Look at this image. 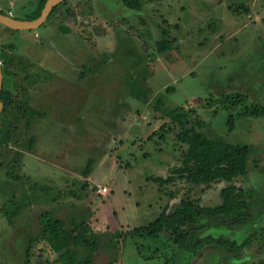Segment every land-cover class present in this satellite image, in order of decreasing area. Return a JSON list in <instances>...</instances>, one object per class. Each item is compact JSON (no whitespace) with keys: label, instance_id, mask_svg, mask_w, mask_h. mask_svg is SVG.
<instances>
[{"label":"rangeland","instance_id":"rangeland-1","mask_svg":"<svg viewBox=\"0 0 264 264\" xmlns=\"http://www.w3.org/2000/svg\"><path fill=\"white\" fill-rule=\"evenodd\" d=\"M39 1L0 0V10L23 18ZM141 1L133 10L123 0H65L38 29L0 24L6 83L41 113L17 112L10 129L0 126V264H24L31 239V264L57 263L37 240L39 216L52 210L67 220L94 217L116 264H224L212 253L218 244L242 257L239 264H264V116L245 112L264 105V0ZM163 29L171 47L161 53ZM181 107L186 125L169 116ZM187 130L249 145L247 173L208 186L180 176L153 181L182 167L189 144L177 136ZM227 185L247 192V218L202 217L195 242H219L196 255L168 233L134 230L186 198L221 205ZM120 231L137 240L118 239L117 254Z\"/></svg>","mask_w":264,"mask_h":264},{"label":"trees","instance_id":"trees-1","mask_svg":"<svg viewBox=\"0 0 264 264\" xmlns=\"http://www.w3.org/2000/svg\"><path fill=\"white\" fill-rule=\"evenodd\" d=\"M47 0H40L37 9L33 13L27 14L25 17H18L21 19H34L40 16ZM126 7L133 10L142 9L141 0H123ZM61 4V3H60ZM58 6L52 11L55 12ZM0 12L6 13L2 10ZM51 13V14H52ZM50 14V15H51ZM49 15V16H50ZM1 24V23H0ZM62 31L69 32L71 29L61 26ZM164 39L157 42L158 51L163 53L170 49L171 41L166 39L168 34L166 29L162 30ZM4 84L1 93V100L3 102V110L0 118L1 124H12L10 116H16L17 112L22 118L40 116L41 113L18 98L19 94L14 93V85H7L6 77L8 73L5 69ZM133 97L140 101H147L146 95L140 93L139 90L133 89ZM235 104V103H234ZM182 108L171 110L169 116L174 122L181 125L188 123L185 114L180 113ZM245 112L251 117L264 116V105L260 103L247 106ZM228 123L230 128H234L235 117L230 115ZM200 127H205L203 121H199ZM165 126L162 127L164 129ZM10 136V135H8ZM1 137V136H0ZM178 139L184 143L189 144V148L185 153L183 165L181 168L172 170L169 178L163 179L160 177H151L157 183H171L174 182L177 176L185 178L187 181L198 185H211L213 183L222 181H232L235 177L245 175L248 171L249 157L252 149L249 145H234L230 142L221 139H207L200 133H193L191 130L182 131L178 134ZM223 203L215 207L201 206L197 200L186 198L182 201L180 207L168 212L165 207L157 218L153 221L143 224L134 229L135 231L146 234L145 236L151 238H158L161 234L168 233L170 240L189 252L190 255H196L199 250L207 245L218 243L213 238H204L197 242V234L200 229H204V223H200V219L204 216H234L237 223H242L247 218L249 211V203L247 201V192L234 185H227L222 190ZM14 215H18L17 212ZM93 223L95 218H91ZM87 219H71L67 220L56 214L55 211L44 212L39 216L40 232L37 240L47 242L51 249L56 254V264H116L115 257L108 255L105 251V238L107 234L99 228L96 224L86 221ZM134 236L132 231H120L113 235V244L119 253L120 238H125L130 235ZM136 237H128L122 243L125 245L127 241H135ZM26 252V259L24 264H31V250L34 244L33 239ZM123 240V239H122ZM195 242V243H194ZM250 242V241H248ZM221 246L218 248V246ZM219 249L212 252L214 257L221 258L224 264H239L238 259H241L237 253L225 244H218L215 246ZM211 250H215L214 248ZM54 262V263H55ZM52 264V263H50ZM263 264V262L261 263Z\"/></svg>","mask_w":264,"mask_h":264},{"label":"water","instance_id":"water-1","mask_svg":"<svg viewBox=\"0 0 264 264\" xmlns=\"http://www.w3.org/2000/svg\"><path fill=\"white\" fill-rule=\"evenodd\" d=\"M65 0H47L40 16L34 19H21L7 13L0 12V23L14 30H34L40 28L55 7ZM4 84V72L0 63V118L3 110L1 93Z\"/></svg>","mask_w":264,"mask_h":264},{"label":"built area","instance_id":"built-area-1","mask_svg":"<svg viewBox=\"0 0 264 264\" xmlns=\"http://www.w3.org/2000/svg\"><path fill=\"white\" fill-rule=\"evenodd\" d=\"M0 63H1V62H0ZM103 191L105 192V191H107V189H106V188H104V190H103Z\"/></svg>","mask_w":264,"mask_h":264}]
</instances>
